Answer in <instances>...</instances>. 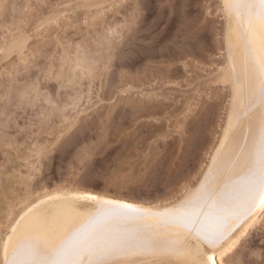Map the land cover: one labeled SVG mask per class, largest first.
Returning a JSON list of instances; mask_svg holds the SVG:
<instances>
[{
    "label": "snow or ice",
    "instance_id": "obj_1",
    "mask_svg": "<svg viewBox=\"0 0 264 264\" xmlns=\"http://www.w3.org/2000/svg\"><path fill=\"white\" fill-rule=\"evenodd\" d=\"M114 7L113 0H0V264H256L236 245L257 220L264 238V0L213 6L221 59L210 74L185 71L210 94L223 88L226 103L216 108L210 95L211 129L195 127L171 153L162 151L168 134L136 126L155 101L134 106L132 121L120 123L121 93L102 99L95 87L101 64L110 67L98 53L110 59L134 24L129 17L113 28L90 18ZM33 70L55 79L69 102L46 98ZM93 127L101 139L115 132L125 144L119 167L87 177L105 190L94 194L69 178L49 191L40 181L52 147ZM75 147L86 172L94 148ZM137 167L164 183L161 202L125 191Z\"/></svg>",
    "mask_w": 264,
    "mask_h": 264
},
{
    "label": "rangeland",
    "instance_id": "obj_2",
    "mask_svg": "<svg viewBox=\"0 0 264 264\" xmlns=\"http://www.w3.org/2000/svg\"><path fill=\"white\" fill-rule=\"evenodd\" d=\"M113 2L117 7L109 8L103 15L100 11H94L90 18H96L101 26L107 24L113 28L123 25L129 17L134 19V24L132 31L125 34L124 40L110 59L106 52L98 53V58L102 62H108L110 67L105 71L103 63L101 64L102 79H97L95 87L102 99H113L117 92L121 93L120 103L114 110L115 119L120 123H123L122 117L132 121L134 106L152 104L155 101L156 108L153 111L137 116L139 123L136 126H142L148 131L155 129L158 135L168 134L169 138L164 142L162 151L171 153L173 148L179 150L181 138L187 139L195 127L211 129L212 116L206 108L213 103L210 95L215 98L216 108L226 103L223 88L218 92L213 90L210 94L196 82V75H189L185 71L187 65L194 73L198 71L199 75L205 72L210 74L221 59L217 39L221 21L215 17L213 8L217 0ZM27 3L29 0H9L10 5ZM15 15H20L19 8L15 10ZM11 19L10 11L8 23ZM4 26L6 25L0 23V27ZM33 73L32 79L39 77L41 81V93L50 98L53 104L57 101L69 102L71 94L61 95L62 90L55 79H45L35 70ZM186 103L190 104V111L184 110ZM43 107L47 108L48 104L45 103ZM96 125H99V116L96 118ZM208 139L210 141L211 137ZM77 141L86 142L94 148L86 172L80 171V162L76 158ZM124 149L125 144L115 132L101 139L96 127L87 131L73 130L66 142L55 143L52 147L47 160L43 162V179L40 183L52 191L64 180L74 178L81 188L88 186L91 192H103L105 187L102 180L98 179L89 185L87 177L119 167L118 160L124 155ZM192 167L198 168L195 160L192 161ZM137 178L140 183H137ZM127 179L125 191L134 189L144 202L159 203L167 194L163 182L157 183L154 175L143 172L139 167L129 170ZM73 186L67 185L68 188ZM109 191L115 195L124 193L116 187ZM250 232L248 242L242 243L238 250L239 253H245L249 261L259 264L264 256V238L260 224ZM244 239L245 237L242 241Z\"/></svg>",
    "mask_w": 264,
    "mask_h": 264
},
{
    "label": "bare ground",
    "instance_id": "obj_3",
    "mask_svg": "<svg viewBox=\"0 0 264 264\" xmlns=\"http://www.w3.org/2000/svg\"><path fill=\"white\" fill-rule=\"evenodd\" d=\"M119 190V189H118ZM92 193H94V192H92ZM121 193V192H120ZM95 194V193H94ZM124 194V193H123ZM121 195V194H120ZM107 198H112L111 196H109V197H107ZM260 224V222H259V220H257V222H256V225L258 226ZM253 228V227H252ZM252 228H249L248 230H247V234L246 235H241V236H239L238 238H237V245H236V248L238 249V247L240 246V245H242V243H245L249 238H248V235H250V231H251V229ZM243 237H245V239L242 241V238ZM250 241V240H249ZM248 242V241H247ZM241 247V246H240Z\"/></svg>",
    "mask_w": 264,
    "mask_h": 264
}]
</instances>
